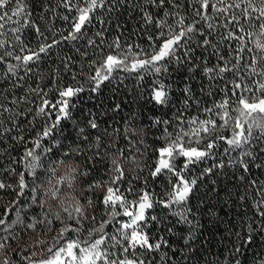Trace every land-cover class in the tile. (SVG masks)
Segmentation results:
<instances>
[{
	"label": "snow or ice",
	"instance_id": "1",
	"mask_svg": "<svg viewBox=\"0 0 264 264\" xmlns=\"http://www.w3.org/2000/svg\"><path fill=\"white\" fill-rule=\"evenodd\" d=\"M0 264H264V0H0Z\"/></svg>",
	"mask_w": 264,
	"mask_h": 264
},
{
	"label": "trees",
	"instance_id": "2",
	"mask_svg": "<svg viewBox=\"0 0 264 264\" xmlns=\"http://www.w3.org/2000/svg\"><path fill=\"white\" fill-rule=\"evenodd\" d=\"M34 2H32V0H28V3H34ZM53 3H55V0H53ZM61 14H63L62 10H61ZM48 19L51 21V23H49L48 20L39 21V23L41 25V30H44V32L47 35H49V36L51 35L48 32V28L49 27H51L53 31H55L56 29H60L61 31L65 32V34L69 30L66 22H64L63 20L59 19L58 17H53L51 13L48 14ZM9 26H11V25H9ZM128 27L129 28L133 27L132 22H129ZM89 29H90L89 35H91V33L95 31V28H93L92 26H89ZM115 34L116 33L113 30V32L108 34V38L111 39ZM128 36H129V33H125V39L129 43H132L134 41H138L139 40L138 37H133V39H128ZM26 37H27L28 40L31 41V46L33 48H35L38 43H43L44 42L43 38L37 37L35 32H34V30H31V29H26ZM76 47H83V41H80V42L68 41V42L62 44L59 49H54L53 50V52L56 53V55H53L52 59H57L58 56H64V55L76 56L77 55L76 52H75V48ZM90 55H91V53H90ZM50 63L51 62L48 61L47 63L42 65V67H44L45 70H49V64ZM129 83H131V81H129ZM205 99H207V98H205ZM23 123H26V121H24ZM19 152L22 154V152H23V148L22 147L19 149ZM10 198L11 197H9V196H4V200L5 201H7ZM221 215H223V213H221Z\"/></svg>",
	"mask_w": 264,
	"mask_h": 264
},
{
	"label": "rangeland",
	"instance_id": "3",
	"mask_svg": "<svg viewBox=\"0 0 264 264\" xmlns=\"http://www.w3.org/2000/svg\"><path fill=\"white\" fill-rule=\"evenodd\" d=\"M35 0H32V2H34ZM42 31H44V30H42Z\"/></svg>",
	"mask_w": 264,
	"mask_h": 264
}]
</instances>
